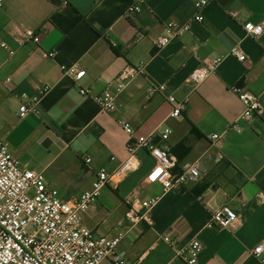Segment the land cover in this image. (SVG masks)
<instances>
[{"label": "crops", "instance_id": "1", "mask_svg": "<svg viewBox=\"0 0 264 264\" xmlns=\"http://www.w3.org/2000/svg\"><path fill=\"white\" fill-rule=\"evenodd\" d=\"M196 1L4 0L0 44L14 54L0 46V140L24 167L42 171L63 199H74L91 188L98 170H112L127 157L129 137L119 121L136 135L168 127L178 166L199 162L200 179L163 192L160 184L145 182L150 160L141 152L142 166L117 186L105 185L84 224L108 237L124 232L121 248L132 262L188 264L180 251L196 239L202 245L198 264H262L252 250L264 238V31L250 36L244 23L264 22V0H211L201 23L193 21ZM134 4L140 10L130 13ZM168 21L190 23V29L159 49L155 41ZM25 28L40 33L39 43L24 41ZM234 47L246 60L230 54ZM218 56L223 61L216 72L188 83ZM74 64L86 71L78 82L62 69ZM128 65H141L145 73L127 83L113 112L80 93V87L101 92ZM37 84L50 87L40 114L21 118L20 94L33 95ZM161 84L163 92H150ZM236 85L259 97L258 115L241 118ZM170 95L186 101L175 118ZM154 196L147 218H126L132 203L140 208ZM225 204L238 214L236 222L207 228L211 213ZM166 234L172 243L160 240Z\"/></svg>", "mask_w": 264, "mask_h": 264}, {"label": "built area", "instance_id": "2", "mask_svg": "<svg viewBox=\"0 0 264 264\" xmlns=\"http://www.w3.org/2000/svg\"><path fill=\"white\" fill-rule=\"evenodd\" d=\"M211 0H197L195 8L197 13L193 21L201 23L204 19L202 9ZM4 0H0V7ZM140 10L134 4L129 12ZM190 23L179 24L168 21L164 24L163 33L156 39L155 46L162 48L173 39L189 31ZM244 29L250 36L257 37L264 31V22L254 24L247 21ZM24 41L39 43L40 33L33 29H23ZM0 46L7 49L8 54H14L5 43ZM231 55L238 60H246V56L239 47L232 48ZM54 52L48 54L53 56ZM223 61L222 56L211 58L204 62L190 76L188 83L192 86L198 84L210 74L216 72ZM64 73L69 74L78 82L86 74L76 64L62 66ZM145 73L141 65H128L120 75L110 80L104 90L94 93L91 90L79 88L82 95L92 96L101 109L113 112L116 108L117 96L123 92L127 83L138 75ZM10 78H5L9 82ZM46 84H37L35 93L20 94L21 103L19 116L40 114V100L49 91ZM239 100L244 104L241 118L250 119L258 115L262 106L260 99L254 93L234 86ZM151 93L165 90V85H155L149 88ZM168 101L173 105L170 117H178L186 107V101H180L175 96H168ZM129 139L126 145L127 157L114 169H100L95 174L91 188L82 192L74 199H63L58 189L47 184L42 171L24 167L21 161L10 151L8 145L0 140V264H142L140 260L130 261L126 252L121 248L124 232H118L113 237L98 234L83 222L86 212L94 207L100 197L101 189L105 185L117 186L127 175L137 171L143 164L140 153L143 152L150 160L149 170L145 177L147 184H160L163 192L170 189H180L188 182H196L201 177V165L195 162L188 166H178V159L173 153L167 140L171 133L168 127L150 134L136 135L132 127L125 121H119ZM238 131L237 124L232 126ZM218 139V134L212 135ZM114 159V157H112ZM87 164L91 158L85 159ZM160 169L156 179L151 177ZM159 196L151 197L140 202V208L131 204L126 218H147V212L158 200ZM238 214L228 204L214 210L206 223L207 228H226L236 222ZM160 240L172 243L170 234L160 236ZM202 250L201 243L193 239L181 251L180 256L188 264H198V255ZM253 255L264 264V238L254 246Z\"/></svg>", "mask_w": 264, "mask_h": 264}, {"label": "snow or ice", "instance_id": "3", "mask_svg": "<svg viewBox=\"0 0 264 264\" xmlns=\"http://www.w3.org/2000/svg\"><path fill=\"white\" fill-rule=\"evenodd\" d=\"M161 170L157 169L156 173L151 177L152 179H156V177L160 174Z\"/></svg>", "mask_w": 264, "mask_h": 264}, {"label": "trees", "instance_id": "4", "mask_svg": "<svg viewBox=\"0 0 264 264\" xmlns=\"http://www.w3.org/2000/svg\"><path fill=\"white\" fill-rule=\"evenodd\" d=\"M114 50H116V49L114 48ZM195 130H196L195 127L192 125V127H191V131H192V132H195Z\"/></svg>", "mask_w": 264, "mask_h": 264}, {"label": "rangeland", "instance_id": "5", "mask_svg": "<svg viewBox=\"0 0 264 264\" xmlns=\"http://www.w3.org/2000/svg\"><path fill=\"white\" fill-rule=\"evenodd\" d=\"M103 264H108V263H103Z\"/></svg>", "mask_w": 264, "mask_h": 264}]
</instances>
